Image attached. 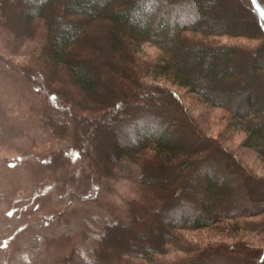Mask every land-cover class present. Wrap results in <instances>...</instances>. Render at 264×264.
Wrapping results in <instances>:
<instances>
[{"label":"rangeland","instance_id":"1","mask_svg":"<svg viewBox=\"0 0 264 264\" xmlns=\"http://www.w3.org/2000/svg\"><path fill=\"white\" fill-rule=\"evenodd\" d=\"M61 2H51L57 18ZM218 4L213 12L234 11L231 21L246 20L252 35L248 39L227 36L211 44L208 40V46H225L242 53L233 60L239 67L233 81L221 84L213 79L212 89L207 90L232 95H227L225 109L210 107L188 89L163 79L153 81L143 65L155 62L160 52L150 44L140 47L133 65L119 60L108 51L106 26L99 22L85 33L86 38L78 42L79 49L70 52L68 58L95 69L101 86L124 98L116 100L109 112L92 105L91 114L76 106L79 93L70 86L63 70L54 75L61 82L58 91L68 93L74 101L62 102V95L56 100L49 96L55 85L35 64L46 44L42 22L35 25L31 38L19 39L8 32V28L18 31L12 23L22 21L28 2L7 0L0 4V264H93L95 248L102 242L110 248L104 246L109 258L106 264H113L112 257L117 258L121 251L142 254L147 249L154 251L150 260L124 256L118 263L199 264V257L209 253L223 256L217 264H264V259L260 260L264 257V155L246 145L245 133L232 118L237 93L244 91L243 83L264 95V69L256 73L262 77H255L253 82L240 78L250 71L244 66L246 61L264 51V0H219ZM86 39L96 40L101 56L84 48ZM111 64L118 69L115 73L108 68ZM125 71L133 79L143 78L141 96L131 94L130 83L123 77ZM136 116L138 120H153L154 126L174 121L172 127H178L180 141L193 151L195 162L200 158L208 162L195 173L186 170L176 183L172 171L159 173L154 167L150 176L158 183L154 187L142 185L147 176L134 162L121 159L107 168L111 149L133 146L138 136L137 130H132ZM125 133L126 141L119 142ZM205 166L233 173L235 179L228 185L232 193L239 189L244 194L239 201L242 211L255 203L253 210L260 213L248 217L243 212L232 219L229 212H223L219 222L205 229L172 231L161 245L163 220L173 218L172 223L180 224V215L196 214L198 202L208 200L200 192L202 180L194 177L204 172ZM186 176L193 180L191 185ZM189 185V193H184L183 188ZM245 194L253 198L243 199ZM229 199L215 200V212L221 213ZM133 210L135 225L127 231L105 233L107 225H130L129 212ZM248 224L255 229L249 231Z\"/></svg>","mask_w":264,"mask_h":264},{"label":"trees","instance_id":"2","mask_svg":"<svg viewBox=\"0 0 264 264\" xmlns=\"http://www.w3.org/2000/svg\"><path fill=\"white\" fill-rule=\"evenodd\" d=\"M3 1L5 3L7 0H0V4H3ZM23 1H27L28 5H34L36 8L31 9L28 6L22 21L12 23L18 31L7 27L8 32L19 39L31 38L35 34V25L42 22L47 34L46 44L41 59L35 64L40 65L50 75L48 77L55 85L53 91L50 88L49 96H53L56 100L60 99L59 96L62 95L64 99L62 102L74 101L68 93L62 90L58 91L57 84L60 85L61 82L54 75L57 71L63 70L64 74L68 76L70 86L79 93L76 106L82 107L87 114H91L92 105L103 112L110 109L116 100L119 101L124 98L122 95L116 97L105 86H101L100 76L95 69L86 67L84 62L68 58L70 52L79 49L78 42L81 38H86L85 33L99 22H103L106 26L108 51L112 55L115 54L114 56L119 60L133 65L134 61L138 60L137 56H139L140 47L143 44L156 47L160 52L159 57L151 65H143V69L150 74L152 80L163 79L172 86L188 89L213 108L225 109L224 101L228 99L229 96L227 95L231 94L227 92L222 94L216 91L208 92L207 90L213 87L211 80L216 79L221 84L233 81L239 71V67L233 60H236V56L237 58L240 57L242 53L225 46L208 45L215 39L227 36L246 39L252 36L246 29V20L245 22L231 21V17L235 14L234 11L222 12V10H218V12H213V9L219 8V0H62L59 18L54 14L52 0ZM161 8L163 10L159 13L158 10ZM2 16L6 21L5 15L2 14ZM152 21H154V26H152ZM50 23H54L56 26L51 28ZM4 25H7V22ZM169 25H172V29ZM13 31L14 33H12ZM184 34L191 36L184 37ZM208 40H211L210 44H208ZM83 44L84 48L93 55L101 56L102 52L96 40L86 39ZM185 59H188L189 62L185 63ZM263 61L264 51L260 52L259 55L257 54L253 60L246 61L244 66H249L250 71L246 76H240V78L251 82L258 77L261 78L262 76H256V73L264 69ZM108 68L113 73L118 70L112 64ZM126 74L125 71L123 77L130 83L128 88L131 90V94H140V91L145 88L141 82L143 78L133 79L131 74ZM128 76L132 80H129ZM111 80L110 77L108 81ZM243 85H245L244 91L237 93L232 118L237 121V127L245 133L246 145L264 155V95L259 94L256 88L250 90L248 85L244 83ZM125 96L128 97L129 95L126 94ZM143 96L150 99L148 95ZM108 116L111 117L109 114ZM135 120L132 130H137L138 136L133 146L111 149L106 158L107 168L110 169V167L115 166L121 159L134 162L139 165L140 173L147 176V179L142 180V185L154 187L158 184L157 181L155 182L150 178L154 167H157L159 173L172 171L176 183L186 170H192V173H195L200 165L208 162L204 158L195 162L193 151L185 148L180 141L178 127H172L174 121H172L173 123L169 121L154 126L153 120L148 118H139L138 120L136 116ZM127 137L128 135L125 133L119 138V142H125ZM148 151L151 152L150 156H145ZM217 161L220 164V160L217 159ZM206 168L205 166L204 172L197 173L194 177L202 180L203 185L200 192L208 200L204 203L198 202L199 206L197 205V207L199 209L196 214L180 215V224L172 223L173 218L163 220L164 228L159 235L161 245L164 241H168L172 231L180 228L205 229L219 222L222 215L225 214L223 212H229L228 217L232 219L241 217L239 215L243 212L248 217L260 213L253 210L255 203L245 207L246 209L242 211L243 207L240 208L241 203L239 201H242L240 199L244 194H241L239 189L232 193L229 189L230 185H228L229 180L235 179L234 175L232 176L233 173L230 174L226 168H223L221 172L217 167L207 168V170ZM186 179H188V184L193 182L187 176ZM190 185L185 186L182 191L189 193ZM224 196L230 197V202L228 203L227 200L223 204L221 213L215 212L217 208L213 202ZM250 197H252L250 194L247 196L245 194L243 199ZM129 214L130 225H107L105 233L110 230L127 231L130 229L131 225H135L132 218L136 212L133 210ZM246 227L250 229L249 231L255 229V226L249 224ZM116 233L122 235L123 232ZM103 243L98 244L95 248L93 264H106L109 259L104 247L107 246V249H110L109 245ZM153 254L154 251L151 249L144 250L142 254L121 251L118 253V259L115 255L112 257L114 259L113 264L115 262L119 264L124 256L150 260ZM222 258L223 256L214 257L213 254L208 253L202 254L198 261L199 264H217ZM245 259L248 260L247 256ZM263 259L264 257L261 256L260 260Z\"/></svg>","mask_w":264,"mask_h":264}]
</instances>
